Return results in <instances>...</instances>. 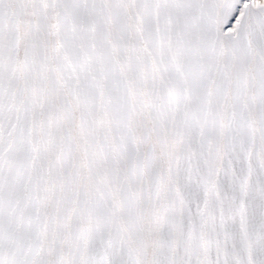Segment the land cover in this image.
Returning <instances> with one entry per match:
<instances>
[{"label":"snow or ice","instance_id":"1","mask_svg":"<svg viewBox=\"0 0 264 264\" xmlns=\"http://www.w3.org/2000/svg\"><path fill=\"white\" fill-rule=\"evenodd\" d=\"M0 264H264V0H0Z\"/></svg>","mask_w":264,"mask_h":264}]
</instances>
